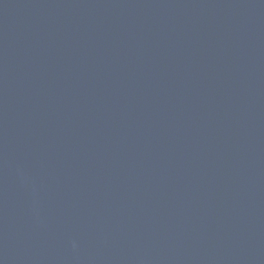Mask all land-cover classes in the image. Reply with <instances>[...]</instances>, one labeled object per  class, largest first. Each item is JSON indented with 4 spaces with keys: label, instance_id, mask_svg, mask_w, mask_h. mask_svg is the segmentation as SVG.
<instances>
[{
    "label": "water",
    "instance_id": "95a60500",
    "mask_svg": "<svg viewBox=\"0 0 264 264\" xmlns=\"http://www.w3.org/2000/svg\"><path fill=\"white\" fill-rule=\"evenodd\" d=\"M0 264H264V0H0Z\"/></svg>",
    "mask_w": 264,
    "mask_h": 264
}]
</instances>
